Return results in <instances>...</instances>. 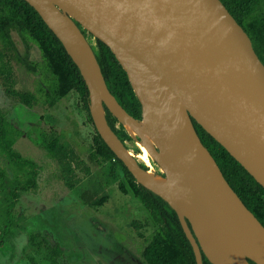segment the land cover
Listing matches in <instances>:
<instances>
[{
    "label": "water",
    "instance_id": "95a60500",
    "mask_svg": "<svg viewBox=\"0 0 264 264\" xmlns=\"http://www.w3.org/2000/svg\"><path fill=\"white\" fill-rule=\"evenodd\" d=\"M25 1L79 68L96 130L137 181L146 169L110 127L104 106L122 125L146 123L153 143L139 132L131 137L169 180L172 196L153 192L176 212L197 264H203L202 254L212 264H264V225L226 180L194 126L195 120L264 187V63L222 1ZM83 31L114 53L141 104L140 120L110 93ZM199 219L247 247L239 255L226 251L201 232Z\"/></svg>",
    "mask_w": 264,
    "mask_h": 264
},
{
    "label": "rangeland",
    "instance_id": "374dc122",
    "mask_svg": "<svg viewBox=\"0 0 264 264\" xmlns=\"http://www.w3.org/2000/svg\"><path fill=\"white\" fill-rule=\"evenodd\" d=\"M85 36L95 51V38L90 33ZM13 38L18 53V56L8 55L13 88L36 92L46 76L40 51L34 44L26 50L16 33ZM25 61L40 66L36 71L29 70ZM0 110L23 131L14 149L38 164L36 188L17 191L12 234L0 247V264H48L44 246L33 245L32 235H37L35 241L45 236L51 243L61 245L62 264H147L142 251L155 225L142 204L130 193L120 190L123 172L118 166L114 162L98 166L89 159L96 128L89 121L79 94L72 90L53 107L40 104L29 108L6 92L0 76ZM50 133L60 135V140L65 142L67 159L51 158L38 143L39 137H50ZM124 144L135 162L148 169L136 157L141 151L139 142L133 138ZM151 165L159 172L154 157ZM24 177L23 171L12 169L0 158V230L4 226L10 192L18 189ZM84 193L101 203L84 204Z\"/></svg>",
    "mask_w": 264,
    "mask_h": 264
},
{
    "label": "trees",
    "instance_id": "16d2710c",
    "mask_svg": "<svg viewBox=\"0 0 264 264\" xmlns=\"http://www.w3.org/2000/svg\"><path fill=\"white\" fill-rule=\"evenodd\" d=\"M221 1L247 32L255 52L264 63V0ZM83 32L86 33V31ZM13 33H16L25 43L26 50L34 44L40 51L41 67L46 76L39 83L36 92L19 91L13 88L14 77L8 56L9 54L18 56ZM95 42V57L110 93L130 115L140 120L141 104L126 72L105 43L97 38ZM25 64L29 70L33 71L40 66L27 61ZM0 76L6 86V92L17 97L29 108L40 104L48 108L53 107L70 91L75 90L87 110L89 121L93 123L89 112V91L79 68L39 13L25 0H0ZM104 108L106 120L119 139L122 142L133 140L118 119L109 112L106 106ZM194 126L201 142L215 158L226 180L264 225V187L195 120ZM22 135L23 131L10 122L0 110V158L5 159L12 169L25 173V179L19 182L18 189L10 192V203L6 211L4 226L0 230V247L12 234L13 209L18 198L17 191H31L37 185L38 164L30 158L23 157L14 149L16 139ZM49 136L39 137L40 146L53 159H67L69 153L65 142L60 140V135L50 133ZM88 157L98 166L106 162H114L123 172V181L119 184L120 190L130 193L148 211L155 230L147 239V244L142 251L143 260L147 264H197L193 247L174 209L161 196L137 181L97 130ZM140 166L147 169L144 164ZM66 183L72 186L69 180H66ZM82 200L89 206L101 203V200L92 198L86 193L82 195ZM135 226L137 228L138 225ZM35 238L37 235L31 236V243L37 248L44 246L48 264H62L63 248L61 245L51 243L45 236L38 241H35ZM202 261L203 264H212L204 254H202ZM250 263L255 264L251 260Z\"/></svg>",
    "mask_w": 264,
    "mask_h": 264
},
{
    "label": "bare ground",
    "instance_id": "6f19581e",
    "mask_svg": "<svg viewBox=\"0 0 264 264\" xmlns=\"http://www.w3.org/2000/svg\"><path fill=\"white\" fill-rule=\"evenodd\" d=\"M86 50L88 51V48H86ZM100 114L103 115V110L101 108ZM123 126L130 135L135 136L137 135L136 132H139L147 143H153L151 137L146 131V123L144 121L138 123L127 121L123 124ZM139 146L141 151L136 155V157L145 162L148 169H146V172L138 177V181L163 197L172 196L173 190L169 184V180L164 176L161 169L157 172L151 165L153 157L150 154V151H148L142 143H139ZM224 215H228V211L226 209L224 210ZM229 222L233 225V228L236 229L235 220L231 218L229 219ZM199 225L201 232L205 234L210 241L219 244L226 251L234 255H239L242 250L247 247L245 242L233 239L228 234L222 232L218 227H215L202 219H199Z\"/></svg>",
    "mask_w": 264,
    "mask_h": 264
}]
</instances>
